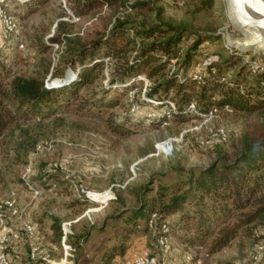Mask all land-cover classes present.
I'll list each match as a JSON object with an SVG mask.
<instances>
[{
    "label": "rangeland",
    "instance_id": "obj_1",
    "mask_svg": "<svg viewBox=\"0 0 264 264\" xmlns=\"http://www.w3.org/2000/svg\"><path fill=\"white\" fill-rule=\"evenodd\" d=\"M25 1L0 0V10L15 25L9 30L0 18L4 89L14 78H28L39 71L43 60L50 59L52 71L61 47L50 44L44 54L41 42L48 43L57 21L74 24L71 33L83 36L92 26L108 27L113 16H127L145 26L163 22L185 27L180 52L168 63L169 73L179 71V80L186 71L203 83L209 67L203 66L205 59L216 55L214 64H218L232 52L241 57L223 69L221 83L228 84L245 63L252 75L264 72V57L227 46L230 35L234 39L242 36L229 23L225 0H215L207 9L202 8L204 0H138L145 2V9L104 7L96 16L84 18L73 14L65 0L30 6ZM121 1L126 6L138 2ZM205 36L215 38L203 42L190 65L183 66V54L193 41ZM246 57L262 67L253 68ZM211 72L216 74L217 69L212 67ZM56 80L50 79L49 73L45 83L52 85ZM136 82L118 107L100 116L91 118L85 111L77 112L76 103H72L49 117L23 119L6 127L0 138V206L14 199L20 213L15 217L0 208L5 228L19 236L6 249L9 264H103L113 246H122L123 254L110 264H127L143 251L158 264H264V226H253L250 237L239 234L228 246L212 252L213 235L199 244L181 241L184 234L177 230L179 216L181 212L191 214L193 207L164 216L169 228L166 247L158 244L162 233L155 214L150 215L148 224L140 220L134 226L128 220L140 202L153 205L160 187L186 181L211 164L230 160L244 144L263 142L264 108L247 113L228 106L211 107L200 114L191 102L194 111L188 106L187 121L177 122L172 117L175 103L147 98L150 82L144 76ZM111 122L130 131L116 134L109 128ZM167 141L171 149L163 153L166 144L162 143ZM39 145L46 149L36 151ZM154 206L158 211L159 203ZM63 224H68L65 237ZM25 225L32 228V234L24 232ZM3 233L0 228V237Z\"/></svg>",
    "mask_w": 264,
    "mask_h": 264
},
{
    "label": "trees",
    "instance_id": "obj_2",
    "mask_svg": "<svg viewBox=\"0 0 264 264\" xmlns=\"http://www.w3.org/2000/svg\"><path fill=\"white\" fill-rule=\"evenodd\" d=\"M48 1L25 2L30 6L44 5ZM65 2L80 18L96 16L104 7L146 8L142 1L130 6L121 0ZM214 2L204 0L202 8H211ZM29 11L32 12L31 8ZM110 19L108 27L92 26L83 36L71 33L69 28L74 24L57 21L48 43L41 42L44 54L51 49L50 44L61 47L51 72L50 59L43 60L39 71L28 78H14L5 89L6 72H0V138L9 124L49 117L60 108H70L72 103H76L77 112L85 111L91 118L100 116L120 105V100L135 88L139 76L150 82L145 91L147 98L175 103L176 111L172 117L177 122L187 121L186 109L191 102H195L200 114L211 107L228 106L247 113L264 108V72L258 70L252 75L245 63L228 84L219 80L223 69L233 66L241 57L238 52H232L218 64L205 68L208 73L203 83L188 76L186 71H182L183 79L179 80L176 77L179 71L169 73L168 63L180 52L179 44L187 31L185 27L163 22L145 26L127 16ZM213 38L215 36H205V39L193 41L183 54V66L190 65L199 46ZM212 67L217 69L216 74L211 72ZM49 73L50 79H57L52 85L45 83ZM108 125L119 135L130 131L118 122ZM231 157L199 170L186 181L160 187L158 199L151 201L153 205L139 200L140 207L134 209L128 220L134 226L140 220L148 224L150 215L155 214L160 231L161 225L168 227L165 215L193 207L191 214L181 212L177 222V230L184 234L180 236L183 243L199 244L213 235L211 251L217 252L239 234L250 237L253 226H264V141L244 144ZM155 202L159 203L158 211ZM167 230L169 233V228ZM120 254H123L122 246L118 249L113 246L106 253L103 264H110Z\"/></svg>",
    "mask_w": 264,
    "mask_h": 264
},
{
    "label": "water",
    "instance_id": "obj_3",
    "mask_svg": "<svg viewBox=\"0 0 264 264\" xmlns=\"http://www.w3.org/2000/svg\"><path fill=\"white\" fill-rule=\"evenodd\" d=\"M232 28L242 38L230 35L227 46L253 57H264V0H225Z\"/></svg>",
    "mask_w": 264,
    "mask_h": 264
},
{
    "label": "built area",
    "instance_id": "obj_4",
    "mask_svg": "<svg viewBox=\"0 0 264 264\" xmlns=\"http://www.w3.org/2000/svg\"><path fill=\"white\" fill-rule=\"evenodd\" d=\"M71 17L73 18L74 21H77V19L74 18V16L71 15ZM0 18L3 19V23L5 24V26L9 30H12L15 27L12 20L10 18H6V16L2 13L1 10H0ZM217 61H218V56H216V55L210 56V57L205 59L203 66L204 67L211 66L213 63H215ZM246 62H249L253 68L262 67L260 65L261 63L258 65L257 61H254L250 57H246ZM188 110L194 111L193 105L189 106ZM163 144H166V148L161 149V151L163 153H166V151H168V150L170 151V149H171L169 146L170 142L167 141L165 143H162V145ZM42 149H46V147H42L40 145L36 147V151H38V152L41 151ZM2 207L8 209L12 216L16 217L20 214L18 209L16 208L14 199L6 200L5 202H3L2 206H0V208H2ZM154 216L155 215H153V217ZM4 225H5L4 218H3L2 214H0V228H2V230L4 231L3 235L0 237V264H9L8 256L6 254V249H7L8 245L13 240H17L19 238V236L17 233H13L12 231L7 230ZM67 226H68V224H63V226H62L64 237L67 235ZM24 230L27 234H32V228L29 225H25ZM167 231L168 230H167L166 225H162V227H161L162 235L159 237V240H158V244L162 247H166V244H167V238H166ZM30 257H31V259H33L35 257L34 251L31 252ZM127 264H158V263L156 261V258L151 256V254L148 251H143L142 253L134 256V258L130 262H128Z\"/></svg>",
    "mask_w": 264,
    "mask_h": 264
},
{
    "label": "bare ground",
    "instance_id": "obj_5",
    "mask_svg": "<svg viewBox=\"0 0 264 264\" xmlns=\"http://www.w3.org/2000/svg\"><path fill=\"white\" fill-rule=\"evenodd\" d=\"M104 197V196H103ZM101 198V197H100ZM102 199V198H101Z\"/></svg>",
    "mask_w": 264,
    "mask_h": 264
}]
</instances>
